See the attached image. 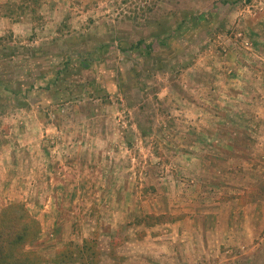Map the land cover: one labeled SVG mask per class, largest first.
I'll use <instances>...</instances> for the list:
<instances>
[{
  "label": "rangeland",
  "instance_id": "rangeland-1",
  "mask_svg": "<svg viewBox=\"0 0 264 264\" xmlns=\"http://www.w3.org/2000/svg\"><path fill=\"white\" fill-rule=\"evenodd\" d=\"M232 199L264 201V0H0V210L41 264H264Z\"/></svg>",
  "mask_w": 264,
  "mask_h": 264
},
{
  "label": "trees",
  "instance_id": "trees-1",
  "mask_svg": "<svg viewBox=\"0 0 264 264\" xmlns=\"http://www.w3.org/2000/svg\"><path fill=\"white\" fill-rule=\"evenodd\" d=\"M132 48H137L133 45ZM55 82V81H54ZM40 232L39 222L32 217L25 205L12 202L0 210V264H41L43 257L34 250L27 249ZM95 242L84 239L77 256L73 257V250L60 249L55 253L56 261L80 259L94 263L97 258Z\"/></svg>",
  "mask_w": 264,
  "mask_h": 264
},
{
  "label": "crops",
  "instance_id": "crops-1",
  "mask_svg": "<svg viewBox=\"0 0 264 264\" xmlns=\"http://www.w3.org/2000/svg\"><path fill=\"white\" fill-rule=\"evenodd\" d=\"M245 188L246 187L243 186L242 189L235 191L237 193L244 192ZM226 204L231 206L230 211H224L223 216L224 225L226 227L224 228L226 231L224 233L228 236V239H225V237L221 235L219 236L223 237L225 241H238L240 239L247 240L259 235L264 223V201L256 200L250 203L239 204L237 199H232L231 201H227ZM245 253H247L248 256V253L250 252L246 251L243 254ZM252 254L258 256V254L253 253V251ZM242 257L246 258L244 256ZM246 260L249 262L248 258H246ZM228 264H242V261L238 262V260L235 259V256H231L228 260Z\"/></svg>",
  "mask_w": 264,
  "mask_h": 264
}]
</instances>
